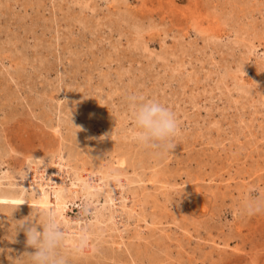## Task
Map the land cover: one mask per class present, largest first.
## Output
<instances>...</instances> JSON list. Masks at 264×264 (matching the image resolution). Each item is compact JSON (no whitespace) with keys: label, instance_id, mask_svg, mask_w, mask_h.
<instances>
[{"label":"rangeland","instance_id":"374dc122","mask_svg":"<svg viewBox=\"0 0 264 264\" xmlns=\"http://www.w3.org/2000/svg\"><path fill=\"white\" fill-rule=\"evenodd\" d=\"M133 92L177 114L172 152L125 138ZM59 186L71 264H264L237 210L264 192V0H0V264Z\"/></svg>","mask_w":264,"mask_h":264},{"label":"clouds","instance_id":"9594fccd","mask_svg":"<svg viewBox=\"0 0 264 264\" xmlns=\"http://www.w3.org/2000/svg\"><path fill=\"white\" fill-rule=\"evenodd\" d=\"M127 111L122 114L126 123L125 138L138 146L154 150L163 156L177 145L181 137L180 122L175 111L155 97L143 92L126 96ZM237 210L244 215L264 213V192L249 191L238 202ZM15 232L23 230L27 246L34 249L13 260L12 264H71L82 251L85 236L68 246V224L57 208H40L13 222Z\"/></svg>","mask_w":264,"mask_h":264},{"label":"bare ground","instance_id":"6f19581e","mask_svg":"<svg viewBox=\"0 0 264 264\" xmlns=\"http://www.w3.org/2000/svg\"><path fill=\"white\" fill-rule=\"evenodd\" d=\"M52 194H54V196H55V200H54L55 201V204H56L55 205V208H57L60 211L61 215H62L64 209L67 206V204H66V198H65V195H64V188L61 187V186L54 187ZM46 202H48V200L45 199V198H41V199L38 200V203H41L42 205H45ZM43 203H45V204H43Z\"/></svg>","mask_w":264,"mask_h":264},{"label":"snow or ice","instance_id":"6c2138e0","mask_svg":"<svg viewBox=\"0 0 264 264\" xmlns=\"http://www.w3.org/2000/svg\"><path fill=\"white\" fill-rule=\"evenodd\" d=\"M46 199V198H45ZM22 201H19V200H16V201H13V203H16V204H19L21 203ZM43 206V205H42ZM59 207V206H58Z\"/></svg>","mask_w":264,"mask_h":264}]
</instances>
